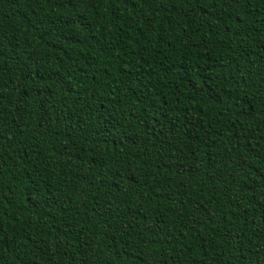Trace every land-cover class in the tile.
<instances>
[{
  "label": "trees",
  "instance_id": "16d2710c",
  "mask_svg": "<svg viewBox=\"0 0 264 264\" xmlns=\"http://www.w3.org/2000/svg\"><path fill=\"white\" fill-rule=\"evenodd\" d=\"M0 264H264V0H0Z\"/></svg>",
  "mask_w": 264,
  "mask_h": 264
}]
</instances>
